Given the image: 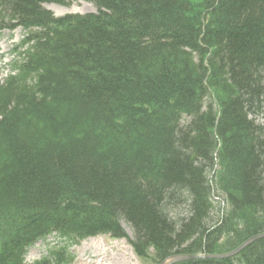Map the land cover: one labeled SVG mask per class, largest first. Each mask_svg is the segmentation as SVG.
Wrapping results in <instances>:
<instances>
[{
	"label": "trees",
	"instance_id": "trees-1",
	"mask_svg": "<svg viewBox=\"0 0 264 264\" xmlns=\"http://www.w3.org/2000/svg\"><path fill=\"white\" fill-rule=\"evenodd\" d=\"M78 1L97 12L45 8ZM18 28L0 78V264L40 243L33 264H73L101 236L161 264L264 233V0H0V33ZM177 264H264V238Z\"/></svg>",
	"mask_w": 264,
	"mask_h": 264
},
{
	"label": "rangeland",
	"instance_id": "rangeland-1",
	"mask_svg": "<svg viewBox=\"0 0 264 264\" xmlns=\"http://www.w3.org/2000/svg\"><path fill=\"white\" fill-rule=\"evenodd\" d=\"M46 8L51 10L56 16L97 12L96 7L86 1L74 2L68 6L48 4ZM23 38L24 31L22 28L0 33V78L5 77L9 72L8 64L13 59L11 52L21 43ZM257 121L264 124V114L257 118ZM218 202L219 200L216 201V203ZM128 234L132 235L129 229ZM45 248L46 245L43 243L34 247L27 256V263L33 264L40 260L45 254ZM71 252L75 256L73 264H145L136 257L127 241L114 240L107 236L87 239L71 248Z\"/></svg>",
	"mask_w": 264,
	"mask_h": 264
},
{
	"label": "water",
	"instance_id": "water-1",
	"mask_svg": "<svg viewBox=\"0 0 264 264\" xmlns=\"http://www.w3.org/2000/svg\"><path fill=\"white\" fill-rule=\"evenodd\" d=\"M262 238H264V233L250 238L244 244H242L238 249H236L235 251L230 252L228 254H224V255H194V256H191V255H175V256H172V257L168 258L167 260L163 261L161 264H177V263L184 262V261H191V260L205 259V258H207V259L230 258L232 256L237 255L243 249H245L246 247H248L249 245H251L255 241L260 240Z\"/></svg>",
	"mask_w": 264,
	"mask_h": 264
}]
</instances>
